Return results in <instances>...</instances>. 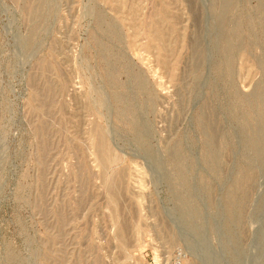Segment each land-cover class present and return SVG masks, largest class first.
I'll use <instances>...</instances> for the list:
<instances>
[{"label": "rangeland", "instance_id": "rangeland-1", "mask_svg": "<svg viewBox=\"0 0 264 264\" xmlns=\"http://www.w3.org/2000/svg\"><path fill=\"white\" fill-rule=\"evenodd\" d=\"M0 264H264V0H0Z\"/></svg>", "mask_w": 264, "mask_h": 264}, {"label": "bare ground", "instance_id": "bare-ground-1", "mask_svg": "<svg viewBox=\"0 0 264 264\" xmlns=\"http://www.w3.org/2000/svg\"><path fill=\"white\" fill-rule=\"evenodd\" d=\"M130 12H131V14H133V13H135V10L134 9H131L130 10ZM166 13V12H165ZM173 18V17H172ZM174 19V18H173ZM154 24H156L157 25V22L156 23H154ZM148 33L152 36V39L154 40V41H158L159 42V46H161V51H163L164 50V45H163V41H162V39L165 37V32L164 31H162L161 29H159L157 26H151L149 29H148ZM100 135V134H99ZM98 137V136H97ZM100 137H102V136H100ZM100 140V139H99ZM102 142H103V138H102ZM102 142H100L99 141V145H98V154L100 155V160L102 161V162H104L105 161V156H106V150H107V148H105L104 146H103V143ZM102 143V144H101ZM106 146V145H105ZM118 183V182H117ZM113 185V184H112ZM116 189H115V187L114 186H112L111 188H110V195H111V197L113 198V200L115 201V203H116V201L118 200V194H117V192L115 191Z\"/></svg>", "mask_w": 264, "mask_h": 264}]
</instances>
